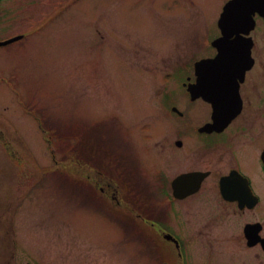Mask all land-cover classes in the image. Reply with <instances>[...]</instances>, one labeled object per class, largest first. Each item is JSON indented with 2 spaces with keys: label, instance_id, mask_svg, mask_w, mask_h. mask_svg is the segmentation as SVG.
<instances>
[{
  "label": "rangeland",
  "instance_id": "374dc122",
  "mask_svg": "<svg viewBox=\"0 0 264 264\" xmlns=\"http://www.w3.org/2000/svg\"><path fill=\"white\" fill-rule=\"evenodd\" d=\"M224 2L0 0V42L23 36L0 47V217L18 218L19 247L32 258L41 264H142L144 243L138 227L137 234L129 229L132 213L115 208L89 185L83 190L79 171L46 172L58 166L48 152V134L24 110L46 119L51 137L55 129L83 135L67 154L54 148L57 169L74 170L82 158L107 183L120 186V205L137 212L144 198L139 186L147 182L152 210L163 191L143 171L189 170L187 160L175 164L173 133H185L186 148L192 143L188 123L175 121L170 111L160 120L156 102L165 110L184 108L179 72L200 53L199 42L204 47L212 36ZM177 66V85L163 80ZM71 144L59 147L66 152ZM132 147L134 180L121 161ZM247 162L243 170L258 171L256 159ZM18 171H26V183L16 182Z\"/></svg>",
  "mask_w": 264,
  "mask_h": 264
},
{
  "label": "flooded vegetation",
  "instance_id": "af4514ba",
  "mask_svg": "<svg viewBox=\"0 0 264 264\" xmlns=\"http://www.w3.org/2000/svg\"><path fill=\"white\" fill-rule=\"evenodd\" d=\"M255 6L252 24L229 26L225 35L217 18L204 47L199 42L200 53L184 62L187 71L179 72L184 108L158 105L160 120L170 111L175 121L188 123L192 143L186 148L185 133L177 131L171 144L176 166L187 160L191 168L140 170L144 176L152 174L153 188L163 191L151 210L155 200L147 197L151 187L143 181V205L139 212L129 209V229L137 234L135 225L143 238L142 264H264V0H255ZM218 54L220 61L212 62ZM130 156L121 159L123 171H138L127 167ZM250 158L254 164L257 160L258 171L243 170L242 163ZM80 162L81 178L84 171H95L84 168L82 158ZM92 178L99 183V173ZM113 183L98 188L120 205V189ZM18 223L14 215L0 217V264H41L19 247ZM21 254L26 258L20 260Z\"/></svg>",
  "mask_w": 264,
  "mask_h": 264
},
{
  "label": "water",
  "instance_id": "95a60500",
  "mask_svg": "<svg viewBox=\"0 0 264 264\" xmlns=\"http://www.w3.org/2000/svg\"><path fill=\"white\" fill-rule=\"evenodd\" d=\"M255 10H258L257 7L255 6V0H230L223 8V12L218 21V27L222 30V33L225 35L228 29L227 27L229 26L232 29L233 26H238L246 22H249L250 24L252 21L251 15L255 13ZM20 38L21 37H15L5 42H1L0 46H5L14 41H17ZM221 41L222 39H218V43H220ZM218 43L216 41V44ZM220 59H221V56L219 54L216 57V59H214L213 61L211 60V61L219 62ZM203 64H205V62L201 63V66H203ZM208 64L210 63L208 62Z\"/></svg>",
  "mask_w": 264,
  "mask_h": 264
}]
</instances>
